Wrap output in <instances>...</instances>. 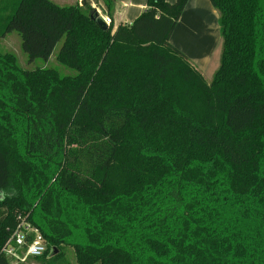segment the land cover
Here are the masks:
<instances>
[{
    "label": "trees",
    "instance_id": "obj_1",
    "mask_svg": "<svg viewBox=\"0 0 264 264\" xmlns=\"http://www.w3.org/2000/svg\"><path fill=\"white\" fill-rule=\"evenodd\" d=\"M107 7L113 0H103ZM189 0L103 29L87 2L0 0V264L27 215L79 264H264V0H210L208 82L170 40ZM58 254L52 257L57 260Z\"/></svg>",
    "mask_w": 264,
    "mask_h": 264
},
{
    "label": "rangeland",
    "instance_id": "obj_2",
    "mask_svg": "<svg viewBox=\"0 0 264 264\" xmlns=\"http://www.w3.org/2000/svg\"><path fill=\"white\" fill-rule=\"evenodd\" d=\"M60 5H70V2L81 3L82 0H54ZM92 6V0H85ZM95 1V0H93ZM82 4V3H81ZM99 15H103V10L99 7L92 6ZM99 11V12H98ZM100 16V15H99ZM213 29L206 35L199 36V41L202 42L201 47L195 50V54L190 60L204 75L205 79L210 82L213 78L215 71L220 65V57L222 52V36L220 32L219 19L217 23L213 24ZM62 42L58 43L50 59L45 61L41 58L29 62L27 54L23 51L21 45V37L16 31L9 32L5 37H0V52L11 53L15 55L18 64L22 68H35V67H52L57 68L62 74L72 73L73 70L60 64L55 53L59 50ZM3 193H0V196ZM58 254L57 260L52 261V257ZM11 264H79L76 259V253L72 244H63L58 251L53 253V250L48 253L46 257H29L24 261H17L9 259Z\"/></svg>",
    "mask_w": 264,
    "mask_h": 264
},
{
    "label": "crops",
    "instance_id": "obj_3",
    "mask_svg": "<svg viewBox=\"0 0 264 264\" xmlns=\"http://www.w3.org/2000/svg\"><path fill=\"white\" fill-rule=\"evenodd\" d=\"M73 3L76 2H70V4ZM92 6L97 7L98 10L100 7L104 14L111 18L116 28L120 24L133 22L146 9L147 0H113L111 7H107L103 0H92ZM218 19L219 12L210 0H189L170 40L191 58L193 56L191 54H195V50L201 47L202 42L199 41V36L201 34L206 36Z\"/></svg>",
    "mask_w": 264,
    "mask_h": 264
},
{
    "label": "built area",
    "instance_id": "obj_4",
    "mask_svg": "<svg viewBox=\"0 0 264 264\" xmlns=\"http://www.w3.org/2000/svg\"><path fill=\"white\" fill-rule=\"evenodd\" d=\"M99 15L108 26L112 23L109 16L100 12ZM47 249V241L40 229L28 219V214H20L18 224L5 242L2 253L8 259L24 261L29 257H41Z\"/></svg>",
    "mask_w": 264,
    "mask_h": 264
},
{
    "label": "water",
    "instance_id": "obj_5",
    "mask_svg": "<svg viewBox=\"0 0 264 264\" xmlns=\"http://www.w3.org/2000/svg\"><path fill=\"white\" fill-rule=\"evenodd\" d=\"M85 0H82V5L85 4ZM95 19L98 25H100L103 29H107L109 26L103 21L102 17L98 15V13L95 14Z\"/></svg>",
    "mask_w": 264,
    "mask_h": 264
}]
</instances>
